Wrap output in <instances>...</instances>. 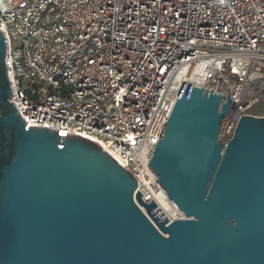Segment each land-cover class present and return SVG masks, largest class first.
Segmentation results:
<instances>
[{
    "label": "water",
    "instance_id": "obj_1",
    "mask_svg": "<svg viewBox=\"0 0 264 264\" xmlns=\"http://www.w3.org/2000/svg\"><path fill=\"white\" fill-rule=\"evenodd\" d=\"M6 47L0 30V264H264V117L224 144L233 97L185 83L149 163L170 221L95 142L25 129Z\"/></svg>",
    "mask_w": 264,
    "mask_h": 264
},
{
    "label": "built area",
    "instance_id": "obj_2",
    "mask_svg": "<svg viewBox=\"0 0 264 264\" xmlns=\"http://www.w3.org/2000/svg\"><path fill=\"white\" fill-rule=\"evenodd\" d=\"M0 30L25 129L95 142L160 209L181 213L149 163L185 83L233 97L224 144L264 117V0H0Z\"/></svg>",
    "mask_w": 264,
    "mask_h": 264
},
{
    "label": "bare ground",
    "instance_id": "obj_3",
    "mask_svg": "<svg viewBox=\"0 0 264 264\" xmlns=\"http://www.w3.org/2000/svg\"><path fill=\"white\" fill-rule=\"evenodd\" d=\"M161 209L163 213L169 218V220H175V219H183V214L178 213L172 209L170 205H168L166 202H161Z\"/></svg>",
    "mask_w": 264,
    "mask_h": 264
},
{
    "label": "rangeland",
    "instance_id": "obj_4",
    "mask_svg": "<svg viewBox=\"0 0 264 264\" xmlns=\"http://www.w3.org/2000/svg\"><path fill=\"white\" fill-rule=\"evenodd\" d=\"M256 113H258V114H264V107L262 106V105H258L257 107H256ZM222 141V140H221Z\"/></svg>",
    "mask_w": 264,
    "mask_h": 264
}]
</instances>
